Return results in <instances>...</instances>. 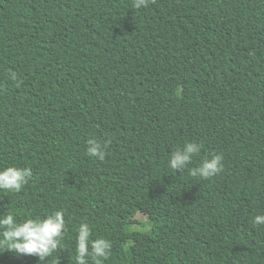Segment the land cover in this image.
I'll list each match as a JSON object with an SVG mask.
<instances>
[{
    "label": "trees",
    "instance_id": "obj_1",
    "mask_svg": "<svg viewBox=\"0 0 264 264\" xmlns=\"http://www.w3.org/2000/svg\"><path fill=\"white\" fill-rule=\"evenodd\" d=\"M132 3L0 0V169L32 171L0 216L66 225L50 257L0 264H75L84 222L112 244L104 264H264V0ZM189 141V168L215 152L222 171L169 168Z\"/></svg>",
    "mask_w": 264,
    "mask_h": 264
},
{
    "label": "clouds",
    "instance_id": "obj_2",
    "mask_svg": "<svg viewBox=\"0 0 264 264\" xmlns=\"http://www.w3.org/2000/svg\"><path fill=\"white\" fill-rule=\"evenodd\" d=\"M149 0H133L132 7L139 10L148 6ZM9 79L16 81L17 74L9 72ZM109 141L101 143L96 139L87 141L86 155L104 160ZM203 145L196 141L185 142L183 147L174 149L168 158V167L172 170H188L192 177L209 179L224 167L222 153H211L200 163L189 168L193 157L201 152ZM32 176L30 168L8 166L0 169V190L18 193ZM254 225L264 224V214L256 215ZM65 219L62 210L56 211L43 219H25L18 222L12 213L0 216V249L14 251L17 255H35L40 261L50 257L61 244L65 232ZM75 264H104L110 254L112 244L103 237L90 239L92 229L86 222L76 230Z\"/></svg>",
    "mask_w": 264,
    "mask_h": 264
},
{
    "label": "rangeland",
    "instance_id": "obj_3",
    "mask_svg": "<svg viewBox=\"0 0 264 264\" xmlns=\"http://www.w3.org/2000/svg\"><path fill=\"white\" fill-rule=\"evenodd\" d=\"M135 220H137L138 222H140V223H143L144 221H145V219L142 217V216H140V215H137L136 216V218H135ZM146 225V223L144 222V226ZM135 227H137V231H140V230H142V227L141 226H135ZM145 228L146 229H149V226H145Z\"/></svg>",
    "mask_w": 264,
    "mask_h": 264
}]
</instances>
